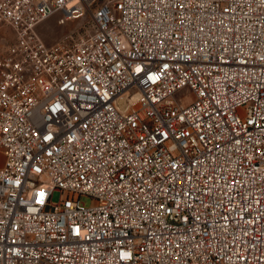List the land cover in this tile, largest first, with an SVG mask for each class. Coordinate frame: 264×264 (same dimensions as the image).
<instances>
[{
	"label": "built area",
	"instance_id": "2783aa9c",
	"mask_svg": "<svg viewBox=\"0 0 264 264\" xmlns=\"http://www.w3.org/2000/svg\"><path fill=\"white\" fill-rule=\"evenodd\" d=\"M0 264H264V0H0Z\"/></svg>",
	"mask_w": 264,
	"mask_h": 264
},
{
	"label": "rangeland",
	"instance_id": "374dc122",
	"mask_svg": "<svg viewBox=\"0 0 264 264\" xmlns=\"http://www.w3.org/2000/svg\"><path fill=\"white\" fill-rule=\"evenodd\" d=\"M57 19L58 16L50 17L37 27L39 36L47 45H53L59 42L73 45L77 43L81 38L86 37L92 32V26L86 19L69 21L63 25H59L57 23ZM4 36L8 39L10 38V35H8V33H6ZM59 199L60 193L55 191L52 194L51 202L57 203ZM80 200L86 206H89L91 204L90 198L82 197Z\"/></svg>",
	"mask_w": 264,
	"mask_h": 264
}]
</instances>
